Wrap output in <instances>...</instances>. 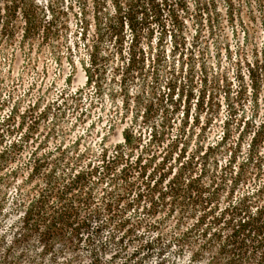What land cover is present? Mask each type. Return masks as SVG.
Segmentation results:
<instances>
[{"label":"trees","instance_id":"1","mask_svg":"<svg viewBox=\"0 0 264 264\" xmlns=\"http://www.w3.org/2000/svg\"><path fill=\"white\" fill-rule=\"evenodd\" d=\"M7 2L8 13L21 18L8 27L0 8L7 38L21 26L22 42L39 33L46 40L58 26L55 12L43 23L32 2ZM213 2L196 1L198 23L188 44L178 11L185 10L184 0H109L110 11L93 1L90 39L82 8L85 85L96 98L107 89L124 124L116 142L101 139L96 150L80 149V140L49 149L50 128L38 138V120L48 109L32 115V107L19 111L17 102L0 117V214L12 181L32 183L19 203L15 244L37 240L47 253L83 244L93 264L112 248V256L125 254L132 243L121 264H139L152 254L162 264L169 251L186 255L187 264H264V47L245 64L248 83L237 72L235 92L223 75L209 77L205 62L196 64L193 56L207 46L195 53L203 21L214 32ZM70 97L78 108L82 89ZM88 115L85 109L78 120Z\"/></svg>","mask_w":264,"mask_h":264},{"label":"rangeland","instance_id":"2","mask_svg":"<svg viewBox=\"0 0 264 264\" xmlns=\"http://www.w3.org/2000/svg\"><path fill=\"white\" fill-rule=\"evenodd\" d=\"M7 1L0 0V8H4L1 17L4 22L9 23L8 27L18 25L21 21L20 14L8 13ZM93 1H98L105 11L111 10L109 0H26L27 4L32 2V5L37 7L43 23L49 21L54 12L56 13L54 17L58 16L56 21L58 26H53L46 40L39 33L32 40L22 42L21 26L15 29L11 39L0 32V104H3L0 117L17 102L19 111L32 107V115L48 109L47 117L38 120L40 126L38 133H41L38 138L50 128L52 133L46 146L49 149L59 141L70 145L73 141L80 140V149L90 147L96 150L100 147L101 139L114 143L120 138V129L124 122L119 120L116 110H113L114 106L106 97L107 89L103 96L96 98L94 91L85 85L83 70L79 63L85 59L87 53L85 46L87 40L79 38L78 34L82 27L80 12L83 8L89 17L87 21L90 25L86 31V38L90 39L93 34L91 18ZM196 1L184 0L185 10L183 12L178 10L180 17L185 20L183 31L187 44L191 42L195 24L198 23L193 18ZM213 3L215 8L213 9L212 6L211 11L215 18L214 32L211 33L208 22L203 21L195 53L202 45V47L207 46L202 50L203 53L199 52V55L193 57L196 64L205 62L209 77L223 75L230 80L231 91L235 92L238 84L237 72L240 71L244 75L245 82L248 83L245 64L252 61L258 55V51L264 47V0H214ZM157 32L152 38L153 46ZM105 43L107 46L110 45L109 41ZM164 46L167 49L166 58L171 62L169 43H165ZM106 68V85L109 86L112 84L108 82L111 69L109 65ZM195 73L196 77L200 75L198 68ZM77 89H82L83 97L78 108L74 106L70 97V94ZM261 89L263 90L260 94L263 95L264 83ZM222 94L220 89L219 95ZM249 99L247 97V101L244 102V111L247 114L251 107ZM85 109L89 111V115L81 122L78 120V114ZM224 114L225 109L222 108L221 117ZM18 132L17 135L20 134ZM14 136L15 134L6 137V140ZM31 147L32 144H29L28 149ZM31 185L32 183L28 182L25 187H21L18 179L12 181L4 191V203L0 214V264H93L92 256L83 244L76 250L56 246L55 252L47 253L43 251L41 243L37 240L14 243L19 233L18 214L21 211L19 203L22 194L28 191ZM129 212L131 211L127 213ZM107 236V232H103L102 239ZM133 245V243L129 245L125 254H116V256H112L113 248L111 251L108 250L105 256H101V264H121L131 253ZM161 258L162 264H187L189 261L186 255L178 256L172 251L166 252ZM159 262L160 258L152 254L142 257L139 264H159Z\"/></svg>","mask_w":264,"mask_h":264}]
</instances>
